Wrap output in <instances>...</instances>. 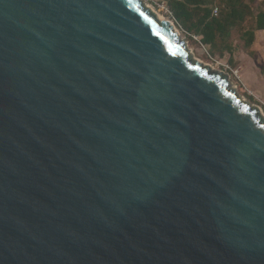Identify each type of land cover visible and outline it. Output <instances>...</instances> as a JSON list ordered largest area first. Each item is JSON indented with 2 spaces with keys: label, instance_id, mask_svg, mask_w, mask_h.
<instances>
[{
  "label": "water",
  "instance_id": "95a60500",
  "mask_svg": "<svg viewBox=\"0 0 264 264\" xmlns=\"http://www.w3.org/2000/svg\"><path fill=\"white\" fill-rule=\"evenodd\" d=\"M0 264H264V116L141 0H0Z\"/></svg>",
  "mask_w": 264,
  "mask_h": 264
},
{
  "label": "trees",
  "instance_id": "16d2710c",
  "mask_svg": "<svg viewBox=\"0 0 264 264\" xmlns=\"http://www.w3.org/2000/svg\"><path fill=\"white\" fill-rule=\"evenodd\" d=\"M258 0H165L176 25L186 34L199 38L210 55L232 54L228 40L231 32L241 34L245 48L264 31V10L254 9ZM219 8L217 16L212 8Z\"/></svg>",
  "mask_w": 264,
  "mask_h": 264
},
{
  "label": "rangeland",
  "instance_id": "374dc122",
  "mask_svg": "<svg viewBox=\"0 0 264 264\" xmlns=\"http://www.w3.org/2000/svg\"><path fill=\"white\" fill-rule=\"evenodd\" d=\"M141 1L148 7L146 2L149 1L162 2L166 5L165 0ZM215 8L218 15L219 8L216 6L212 8V13ZM253 8L264 10V0H258ZM151 10L164 20L173 23L180 41L199 63L212 66L213 72H227L229 84L232 86L236 98L249 103L251 109L262 110L264 116V32L255 33V41L256 35H258V43L255 46L252 44L250 48H245L241 34L234 30L227 42L231 45L232 54L224 53L223 56H219L216 53L210 55L208 50L201 45L198 37L182 31L165 12L157 9Z\"/></svg>",
  "mask_w": 264,
  "mask_h": 264
},
{
  "label": "built area",
  "instance_id": "2783aa9c",
  "mask_svg": "<svg viewBox=\"0 0 264 264\" xmlns=\"http://www.w3.org/2000/svg\"><path fill=\"white\" fill-rule=\"evenodd\" d=\"M146 3L149 5V7H151V9H157V10L165 12L167 15L170 16L172 21L175 22L174 19L172 18V14L167 9L165 3H162V2L161 3L160 2L156 3V2H153V1H149V2H146ZM212 15L213 16H217V9L216 8L213 10Z\"/></svg>",
  "mask_w": 264,
  "mask_h": 264
},
{
  "label": "crops",
  "instance_id": "0c3cea01",
  "mask_svg": "<svg viewBox=\"0 0 264 264\" xmlns=\"http://www.w3.org/2000/svg\"><path fill=\"white\" fill-rule=\"evenodd\" d=\"M262 32H264V31H262ZM262 32H257V34L258 33H262ZM257 39H258V35H256V41H254V43H253L254 46L258 43V40Z\"/></svg>",
  "mask_w": 264,
  "mask_h": 264
},
{
  "label": "bare ground",
  "instance_id": "6f19581e",
  "mask_svg": "<svg viewBox=\"0 0 264 264\" xmlns=\"http://www.w3.org/2000/svg\"><path fill=\"white\" fill-rule=\"evenodd\" d=\"M159 16V15H158ZM162 20H164L161 16H159ZM178 34V33H177Z\"/></svg>",
  "mask_w": 264,
  "mask_h": 264
}]
</instances>
